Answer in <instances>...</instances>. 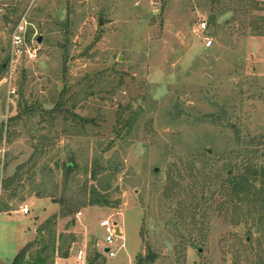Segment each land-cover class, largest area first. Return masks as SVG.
<instances>
[{"label":"rangeland","instance_id":"rangeland-1","mask_svg":"<svg viewBox=\"0 0 264 264\" xmlns=\"http://www.w3.org/2000/svg\"><path fill=\"white\" fill-rule=\"evenodd\" d=\"M245 1L249 14L232 20L236 12L228 10L200 30L213 0H0V206L13 208L0 211V261L12 262L53 231L55 264H72L79 248L102 251L100 221L111 217L126 248L105 264H138L140 255H155L151 264H259L258 215L249 216L248 205L234 212L223 172L195 155L200 147L232 149L231 123L243 134H264V35L250 24L264 5ZM68 15L75 27L65 31L59 21ZM20 25L24 52L13 41ZM132 107L143 118L131 134H118L119 113ZM223 108L231 123L209 120ZM72 111L95 121L78 124ZM96 153L122 161L110 180L121 204L82 206L81 215L40 232L59 210L35 189L43 170L52 167L61 179L57 162L74 157L77 183L91 186ZM17 173L16 193L3 188Z\"/></svg>","mask_w":264,"mask_h":264},{"label":"trees","instance_id":"trees-1","mask_svg":"<svg viewBox=\"0 0 264 264\" xmlns=\"http://www.w3.org/2000/svg\"><path fill=\"white\" fill-rule=\"evenodd\" d=\"M248 1L245 0H213V11L216 15V19L210 22L216 25L218 17L227 12L228 10H234V14L231 19H236L238 14L246 15L249 14L247 8ZM257 6L264 5V0L256 1L251 0ZM238 13V14H237ZM255 20L250 22L253 34L264 35V15L255 17ZM229 19V20H231ZM244 25H245V21ZM61 27L68 31L75 27V22L71 15H68L66 19L59 21ZM246 27V26H245ZM66 34V33H64ZM3 68V64H1ZM143 109H132L130 113L124 115V112H120L118 116V124L120 130L118 134L125 132V134H131L132 130L140 118H143ZM52 118H57L58 114H55V110L51 112ZM55 114V115H54ZM73 119L76 123H81L85 127L94 122L95 119L89 116L80 115L71 112ZM188 117H193V113H187ZM181 117L177 114L175 117ZM209 120L214 123L224 122L228 120L232 122V118L227 114V110L224 108L217 113H210L207 115ZM65 118L69 119V115L66 114ZM229 123V124H230ZM233 126L234 140L236 144L232 146V149L217 151V146L213 145L214 141L211 142L213 145V153H210L207 148L200 147L198 152L195 153L197 158L203 160L207 165L212 164L213 170L220 168L222 175L221 187L226 190V193L233 205L234 210L248 205V215H258V229L264 230V161L260 151L264 149V134L257 133H242L240 127ZM4 123L0 126V141L4 135ZM138 126L136 127V129ZM109 146L108 148H110ZM98 153V152H97ZM95 154L92 161V168L90 172V179L92 181L91 186H88V180L85 182L83 187L77 183V172L79 169V162L71 157L69 161L60 162L58 161L56 167L61 170V179L57 178L55 169L49 167L48 173L43 170V175L35 185L36 191L41 196L50 197L51 200L59 205L58 212L54 213L51 218L47 219L46 224L39 227V231L43 232L55 224L56 219L60 217H66L70 215H76L80 211V207L86 205H112L119 206L121 199L113 200V192L111 191L110 180L117 177V174L121 172L122 167L114 165L111 157L106 158L103 153L100 155ZM214 155V156H213ZM215 157V158H214ZM106 158V160H104ZM222 162V163H221ZM219 164L218 166H215ZM211 165V166H212ZM49 165H45L47 168ZM220 166V167H219ZM21 169V167H19ZM20 173L8 176L3 182V188L13 189V193H16L18 186H14V183L19 184ZM105 178H107L105 180ZM89 179V180H90ZM118 188V187H117ZM119 190V188H118ZM12 207L8 204L0 206V211L11 212ZM236 210L234 212H236ZM256 223V222H255ZM252 228L248 229L249 235H253ZM50 231V230H49ZM264 232V231H263ZM68 245V249L64 256H67L70 252L71 242ZM250 243L253 240L249 241ZM248 242V243H249ZM37 244L38 249L32 255H30L31 248ZM57 239L55 233L50 232L49 238L38 237L36 241H30L27 243L15 256L12 262H2L0 264H55L54 256L57 251ZM61 249V248H60ZM106 255L99 249H95L92 253L87 255V264H105ZM156 256L152 255H140L138 264H151L155 261ZM258 263L264 264V246L259 248L258 251Z\"/></svg>","mask_w":264,"mask_h":264},{"label":"built area","instance_id":"built-area-1","mask_svg":"<svg viewBox=\"0 0 264 264\" xmlns=\"http://www.w3.org/2000/svg\"><path fill=\"white\" fill-rule=\"evenodd\" d=\"M209 24L208 18L202 20L199 24L200 30H206ZM19 30V32H18ZM18 30L14 34V45L19 52H24L22 47L23 43H26V36L24 35L25 29L23 26H19ZM213 40L208 39L207 45L210 46ZM30 207L28 204H24L22 211L28 213ZM78 215L82 214V211L77 212ZM101 227L104 229V246L102 252L109 258L116 257L123 249L126 248V239L123 234L122 228L118 220L111 217L102 218L100 221ZM72 264H87V251L85 248H79L76 252L75 259Z\"/></svg>","mask_w":264,"mask_h":264},{"label":"water","instance_id":"water-1","mask_svg":"<svg viewBox=\"0 0 264 264\" xmlns=\"http://www.w3.org/2000/svg\"><path fill=\"white\" fill-rule=\"evenodd\" d=\"M215 14H211V15H209L208 16V20L210 21V22H212L214 19H215ZM39 41H42V37H39Z\"/></svg>","mask_w":264,"mask_h":264},{"label":"crops","instance_id":"crops-1","mask_svg":"<svg viewBox=\"0 0 264 264\" xmlns=\"http://www.w3.org/2000/svg\"><path fill=\"white\" fill-rule=\"evenodd\" d=\"M2 212H4V211H2ZM35 230H36V227H35ZM30 240H31V239H30ZM30 240H29V241H30ZM29 241H28V242H29ZM58 263H59V262L56 261V264H58Z\"/></svg>","mask_w":264,"mask_h":264}]
</instances>
